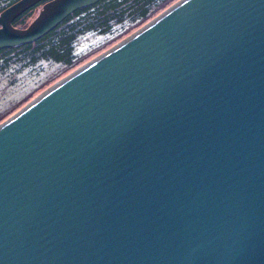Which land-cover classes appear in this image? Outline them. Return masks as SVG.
<instances>
[{"label":"water","instance_id":"95a60500","mask_svg":"<svg viewBox=\"0 0 264 264\" xmlns=\"http://www.w3.org/2000/svg\"><path fill=\"white\" fill-rule=\"evenodd\" d=\"M0 12V49L98 0ZM0 123V264H264V0H178Z\"/></svg>","mask_w":264,"mask_h":264},{"label":"trees","instance_id":"16d2710c","mask_svg":"<svg viewBox=\"0 0 264 264\" xmlns=\"http://www.w3.org/2000/svg\"><path fill=\"white\" fill-rule=\"evenodd\" d=\"M175 1L99 0L91 6L75 10L54 29L32 43L0 49V61L5 66L10 60H22L24 64L49 60L71 67L75 60L73 46L79 36L87 32L106 33L113 25L127 21L138 26ZM12 2L14 0H0V11ZM32 9L22 13L13 24L17 26L18 22H25Z\"/></svg>","mask_w":264,"mask_h":264},{"label":"rangeland","instance_id":"374dc122","mask_svg":"<svg viewBox=\"0 0 264 264\" xmlns=\"http://www.w3.org/2000/svg\"><path fill=\"white\" fill-rule=\"evenodd\" d=\"M40 8L41 5L28 8L27 10L32 9L30 15H27L25 22H18L16 27H26L37 16ZM148 21L138 26L128 21L116 24L106 33H84L75 41L76 54L71 67L49 60H40L35 64L10 60L5 66L0 61V123L14 115L56 81L127 38Z\"/></svg>","mask_w":264,"mask_h":264},{"label":"bare ground","instance_id":"6f19581e","mask_svg":"<svg viewBox=\"0 0 264 264\" xmlns=\"http://www.w3.org/2000/svg\"><path fill=\"white\" fill-rule=\"evenodd\" d=\"M16 1H17V0H14V2H16ZM48 1H50V0H41V1H39L38 3H36L35 6L41 5V8H40V10H41V9H42V6H43L46 2H48ZM98 1H99V0H98ZM98 1H97V2H98ZM176 1H178V0H176ZM176 1H175V2H176ZM14 2H12V3H14ZM97 2H96V3H97ZM175 2H174V3H175ZM12 3H10L9 5H11ZM94 4H95V3H94ZM172 4H173V3H172ZM172 4H171V5H172ZM9 5H8V6H9ZM92 5H93V4H92ZM171 5H169V6H171ZM169 6H168V7H169ZM168 7H167V8H168ZM40 10H39V12H40ZM39 12H38V13H39ZM20 15H21V14H19L17 17H19ZM17 17H15L14 20H15ZM14 20H13V21H14ZM13 21H12V25H13L14 27H16V25L13 24ZM60 23H61V22H60ZM60 23H59V24H60ZM57 25H58V24H57ZM57 25H56V26H57ZM56 26H55V27H56ZM55 27H54V28H55ZM16 28H20V27H16ZM54 28H53V29H54ZM51 30H52V29H51ZM51 30H50V31H51ZM31 43H32V42H31ZM26 44H28V43H26ZM21 45H23V44H21ZM16 46H18V45H16ZM13 47H15V46H13ZM8 48H11V47H8ZM2 49H3V48H2ZM73 52H74V54H76V53H75V44H74V46H73ZM81 66H82V65H81ZM79 67H80V66H79ZM76 69H77V68H76ZM71 72H72V71H71ZM71 72H70V73H71ZM70 73H69V74H70ZM67 75H68V74H67ZM67 75H66V76H67ZM64 77H65V76H64ZM64 77H63V78H64ZM61 79H62V78H61ZM59 80H60V79H59ZM59 80H58V81H59ZM58 81H56V82H58ZM56 82H55V83H56ZM44 91H47V90L45 89ZM44 91H43V92H44ZM41 94H42V92H41L39 95H41ZM36 97H37V96H36ZM36 97H35V98H36ZM27 104H28V103H27ZM27 104H26V105H27ZM26 105H25V106H26ZM23 107H24V106H23ZM23 107H22V108H23ZM22 108H21V109H22Z\"/></svg>","mask_w":264,"mask_h":264},{"label":"flooded vegetation","instance_id":"af4514ba","mask_svg":"<svg viewBox=\"0 0 264 264\" xmlns=\"http://www.w3.org/2000/svg\"><path fill=\"white\" fill-rule=\"evenodd\" d=\"M1 4V3H0Z\"/></svg>","mask_w":264,"mask_h":264}]
</instances>
